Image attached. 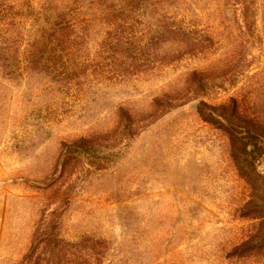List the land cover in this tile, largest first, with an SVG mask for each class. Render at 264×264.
<instances>
[{
    "label": "rangeland",
    "instance_id": "rangeland-1",
    "mask_svg": "<svg viewBox=\"0 0 264 264\" xmlns=\"http://www.w3.org/2000/svg\"><path fill=\"white\" fill-rule=\"evenodd\" d=\"M232 97L264 119V0H0V264H264Z\"/></svg>",
    "mask_w": 264,
    "mask_h": 264
},
{
    "label": "trees",
    "instance_id": "trees-1",
    "mask_svg": "<svg viewBox=\"0 0 264 264\" xmlns=\"http://www.w3.org/2000/svg\"><path fill=\"white\" fill-rule=\"evenodd\" d=\"M198 112L204 121L228 134L231 156L239 174L247 180H264L258 170V163L264 156V119L243 111L235 97L223 104L201 101Z\"/></svg>",
    "mask_w": 264,
    "mask_h": 264
}]
</instances>
